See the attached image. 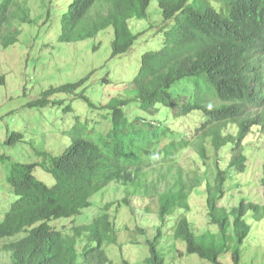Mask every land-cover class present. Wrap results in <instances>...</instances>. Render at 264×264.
I'll return each mask as SVG.
<instances>
[{"label":"trees","instance_id":"obj_1","mask_svg":"<svg viewBox=\"0 0 264 264\" xmlns=\"http://www.w3.org/2000/svg\"><path fill=\"white\" fill-rule=\"evenodd\" d=\"M153 1L159 3L163 21L170 25L162 30L161 49L145 52L140 59L139 71L132 80L135 100L113 98L99 108L91 104L106 112L103 119L111 122L108 132L101 133L87 124L72 126L67 132V146L52 156L48 172L55 178L53 186L38 180L36 164L12 163L8 181L17 199L0 223V241L21 236L0 248L11 253L12 264H95L94 259L109 262L105 247L117 244L119 231L108 216L111 205L92 221L70 230H58L52 223L79 217L92 207L94 196L113 183L133 188V192L127 189V199L122 201L133 214L136 208L132 202L137 204L139 199L136 196L160 201V227L154 239L147 242L150 256L145 264H166L157 247L165 236L166 219L180 213L170 228L173 240L183 242L187 254L211 264H223L224 255H230L233 264H240L242 247L252 231L249 218L264 221L262 205L242 201L238 208L228 211L216 204L230 177L228 168L243 171L246 152L250 151L248 139L255 137L256 129L264 131V0H201L197 7L190 5L192 0H73L59 20V40L81 42L112 28V58L124 55L138 39L130 23L145 20ZM222 6L227 9L225 14ZM16 18L30 21L27 2L4 0L0 4L4 48L17 42L19 31H12L11 26ZM190 80H195L193 92L186 87ZM84 82L50 89L30 106H46L53 93H75ZM80 98L89 103L86 97ZM130 105H136L143 115L131 119L127 113ZM164 110L181 118L200 114L199 127L188 137L192 141L210 140L217 156L218 175L206 189L209 218L212 226L218 227L215 233L199 235L187 215L191 212V194L199 191L200 178L187 183L178 173L171 182L165 181L164 189L148 181L145 171L151 166L140 153L166 128L161 125L164 121H147L146 115L164 116ZM229 126L237 129L236 135L226 132ZM13 139L22 136L14 134ZM227 147L239 153L223 166L226 160L221 152ZM184 148L180 146V151ZM198 154L206 160L203 146ZM152 199L137 213L140 221L155 225L149 207ZM138 229L141 234L148 232L143 227Z\"/></svg>","mask_w":264,"mask_h":264},{"label":"rangeland","instance_id":"obj_2","mask_svg":"<svg viewBox=\"0 0 264 264\" xmlns=\"http://www.w3.org/2000/svg\"><path fill=\"white\" fill-rule=\"evenodd\" d=\"M3 1L0 0V4ZM25 1L30 8V21L22 22L16 18L11 22L12 31H19L17 42L4 48L3 40H0V223L17 199L8 181L12 163L36 164L35 176L38 180L53 186L55 178L48 170L52 156L58 155L67 146L68 130L76 124H87L101 133L108 132L111 122L104 120L106 112L97 108L113 98L135 100L132 80L139 71L140 59L145 52L161 49L164 43L162 30L170 25L164 23L159 3L153 1L145 20L130 23L132 32L138 35L135 45L128 53L112 58V28L81 42L63 43L59 40V20L73 0H19L20 3ZM199 4L201 0L190 3L194 7ZM226 10L222 6V14ZM83 80L84 84L75 93L56 92L48 97L46 106H30L50 89ZM194 85L195 80L186 83L192 92ZM80 97H86L90 104ZM186 98L190 100L187 95ZM164 112V116L146 115L147 121H164L161 125L166 128L152 138L140 153L141 159L151 166L145 171L148 181L157 182L159 188L164 189L165 181L171 182L178 173L187 183L195 177L200 178L199 191L192 192L189 200L191 212L187 215L199 235L207 231L215 233L218 227L212 226L209 218L206 189L207 184H214L218 175L217 156L210 140L197 138L192 141L188 137L199 127L200 114L196 112L181 118L169 110ZM127 113L131 119L135 115H143L136 105H130ZM172 130L181 136L175 135ZM256 131L255 137L248 139L250 151L246 152L247 161L243 171L228 168L230 177L225 183L224 194L216 202L218 208L231 211L238 208L242 201L264 206V131ZM226 132L236 135L237 129L229 126ZM14 134L21 135L22 139L14 140ZM180 146L185 148L180 151ZM201 146L205 148L206 160L199 158L198 149ZM238 153V149H223L221 154L226 160L223 166H228ZM127 189L133 192L132 187L113 183L94 196L92 207L83 211L82 215L54 221L52 226L58 230H70L75 225L92 221L104 207L111 205L107 212L110 221L115 222L119 229L117 244L105 247L109 262L102 259L93 261L95 264H145L150 256L147 242L154 239L160 227V221H157L160 201L149 196L143 199L145 195L136 196L139 199L137 204L132 202L136 208L133 214L122 203L127 199ZM149 199H152L149 207L152 221H157L155 225L140 221L137 213L142 212L143 209H140L146 206ZM120 206L122 209H119ZM176 218L166 219L165 236L157 247L166 264H211L197 255L187 254L185 244L173 240L170 228L176 223ZM249 222L252 231L247 244L242 247L240 264H264V221L253 222L249 218ZM139 227L148 232L141 234ZM19 238L21 236L1 240L0 248ZM10 256L11 253L0 250V264H12ZM221 261L223 264H233L230 255H224Z\"/></svg>","mask_w":264,"mask_h":264}]
</instances>
